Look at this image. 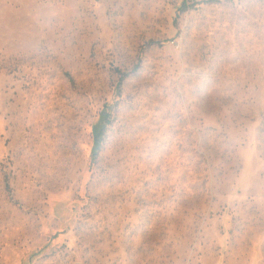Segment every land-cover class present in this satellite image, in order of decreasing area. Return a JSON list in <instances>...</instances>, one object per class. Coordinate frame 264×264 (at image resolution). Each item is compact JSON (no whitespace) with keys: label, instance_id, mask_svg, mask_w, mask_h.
<instances>
[{"label":"rangeland","instance_id":"obj_1","mask_svg":"<svg viewBox=\"0 0 264 264\" xmlns=\"http://www.w3.org/2000/svg\"><path fill=\"white\" fill-rule=\"evenodd\" d=\"M0 264H264V0H0Z\"/></svg>","mask_w":264,"mask_h":264},{"label":"trees","instance_id":"obj_2","mask_svg":"<svg viewBox=\"0 0 264 264\" xmlns=\"http://www.w3.org/2000/svg\"><path fill=\"white\" fill-rule=\"evenodd\" d=\"M102 132H98L97 134L93 135V148L98 149L100 146Z\"/></svg>","mask_w":264,"mask_h":264}]
</instances>
